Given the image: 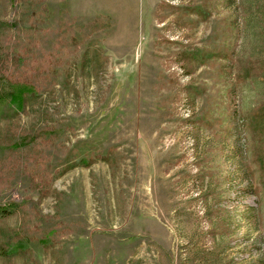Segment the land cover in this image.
Listing matches in <instances>:
<instances>
[{
	"label": "rangeland",
	"instance_id": "374dc122",
	"mask_svg": "<svg viewBox=\"0 0 264 264\" xmlns=\"http://www.w3.org/2000/svg\"><path fill=\"white\" fill-rule=\"evenodd\" d=\"M17 85L0 264H264V0H0Z\"/></svg>",
	"mask_w": 264,
	"mask_h": 264
},
{
	"label": "trees",
	"instance_id": "16d2710c",
	"mask_svg": "<svg viewBox=\"0 0 264 264\" xmlns=\"http://www.w3.org/2000/svg\"><path fill=\"white\" fill-rule=\"evenodd\" d=\"M11 88V86H10ZM31 88L26 85H17L16 87L13 86L10 92L7 93V95H0V117L3 116L2 112L4 111V108H6V105L8 108H11L13 110V107L15 109H20L23 106V102L25 99V94L30 90ZM9 112H11L10 109H8ZM16 111V110H15ZM14 113V112H13ZM83 164L87 165L88 160H81Z\"/></svg>",
	"mask_w": 264,
	"mask_h": 264
}]
</instances>
